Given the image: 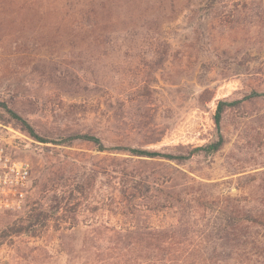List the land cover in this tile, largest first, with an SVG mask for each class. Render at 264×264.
<instances>
[{
    "label": "rangeland",
    "instance_id": "obj_1",
    "mask_svg": "<svg viewBox=\"0 0 264 264\" xmlns=\"http://www.w3.org/2000/svg\"><path fill=\"white\" fill-rule=\"evenodd\" d=\"M98 2L0 0V150L31 164L25 205L0 213V264H160L151 235L120 234L177 216L143 212L122 196L115 176L140 169L141 159L109 148L193 150L220 132L217 153L172 166L245 200L263 242L245 264H264V0ZM63 74L84 78L86 93H64ZM78 131L108 149L68 139ZM172 166L150 169L176 174Z\"/></svg>",
    "mask_w": 264,
    "mask_h": 264
},
{
    "label": "trees",
    "instance_id": "obj_2",
    "mask_svg": "<svg viewBox=\"0 0 264 264\" xmlns=\"http://www.w3.org/2000/svg\"><path fill=\"white\" fill-rule=\"evenodd\" d=\"M98 1L101 0H96ZM59 81L62 91L72 97L85 94L88 88L87 82L78 74L75 77L63 74ZM225 105V102L218 105L215 116L218 130ZM2 107L32 138L49 143L18 113L8 110L4 105ZM218 135L217 141L193 150H148L132 146L109 148L111 151L125 152L132 158L141 159V168H123L115 176L113 187L129 199L130 203L137 202L143 212L177 216L176 223L172 225L146 227L147 230L142 233L127 231L120 234L128 241L133 234H138L140 239L137 241L140 242L146 241L151 235L160 250L157 257L160 264H245L259 256L263 242L250 229L262 224L246 206L245 200L215 193L212 191L215 185L198 183L187 172L172 166L174 163L177 167H182L201 154L217 153L224 144L221 132ZM68 139L93 143L101 152L108 149L94 134L78 131L73 132ZM150 166H172L177 173L167 174L156 167L150 169ZM61 199L58 195L53 197L56 205L51 209H55L54 213H59ZM45 217L48 219V215ZM35 224L36 221L30 219L26 231L34 228Z\"/></svg>",
    "mask_w": 264,
    "mask_h": 264
},
{
    "label": "built area",
    "instance_id": "obj_3",
    "mask_svg": "<svg viewBox=\"0 0 264 264\" xmlns=\"http://www.w3.org/2000/svg\"><path fill=\"white\" fill-rule=\"evenodd\" d=\"M31 164L0 150V213L15 212L25 205L29 192Z\"/></svg>",
    "mask_w": 264,
    "mask_h": 264
},
{
    "label": "flooded vegetation",
    "instance_id": "obj_4",
    "mask_svg": "<svg viewBox=\"0 0 264 264\" xmlns=\"http://www.w3.org/2000/svg\"><path fill=\"white\" fill-rule=\"evenodd\" d=\"M11 154H15V150H8ZM27 159H29L28 157H27Z\"/></svg>",
    "mask_w": 264,
    "mask_h": 264
}]
</instances>
